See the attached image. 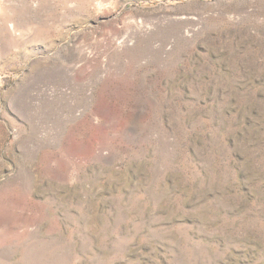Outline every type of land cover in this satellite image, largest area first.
I'll use <instances>...</instances> for the list:
<instances>
[{
  "label": "rangeland",
  "instance_id": "obj_1",
  "mask_svg": "<svg viewBox=\"0 0 264 264\" xmlns=\"http://www.w3.org/2000/svg\"><path fill=\"white\" fill-rule=\"evenodd\" d=\"M0 264H264V0H0Z\"/></svg>",
  "mask_w": 264,
  "mask_h": 264
}]
</instances>
